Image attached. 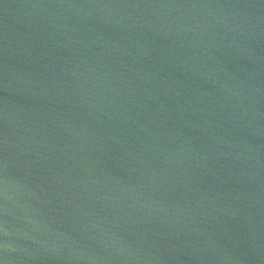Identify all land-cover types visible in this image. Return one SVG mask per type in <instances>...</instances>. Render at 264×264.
Wrapping results in <instances>:
<instances>
[{"label": "water", "instance_id": "95a60500", "mask_svg": "<svg viewBox=\"0 0 264 264\" xmlns=\"http://www.w3.org/2000/svg\"><path fill=\"white\" fill-rule=\"evenodd\" d=\"M0 264H264V0H0Z\"/></svg>", "mask_w": 264, "mask_h": 264}]
</instances>
